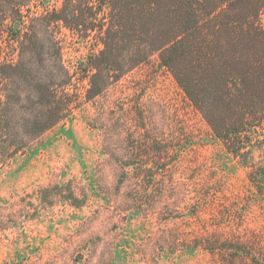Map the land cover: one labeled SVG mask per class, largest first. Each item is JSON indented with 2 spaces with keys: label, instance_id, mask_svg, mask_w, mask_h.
Listing matches in <instances>:
<instances>
[{
  "label": "rangeland",
  "instance_id": "1",
  "mask_svg": "<svg viewBox=\"0 0 264 264\" xmlns=\"http://www.w3.org/2000/svg\"><path fill=\"white\" fill-rule=\"evenodd\" d=\"M56 30L82 104L0 167V264H264V178L171 72L153 59L87 100L90 46Z\"/></svg>",
  "mask_w": 264,
  "mask_h": 264
},
{
  "label": "trees",
  "instance_id": "2",
  "mask_svg": "<svg viewBox=\"0 0 264 264\" xmlns=\"http://www.w3.org/2000/svg\"><path fill=\"white\" fill-rule=\"evenodd\" d=\"M58 27L90 46L93 99L156 59L226 149L264 178V0H0V167L82 104Z\"/></svg>",
  "mask_w": 264,
  "mask_h": 264
}]
</instances>
